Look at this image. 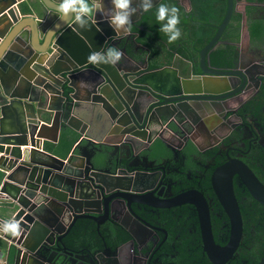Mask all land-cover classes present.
I'll return each instance as SVG.
<instances>
[{
  "label": "water",
  "instance_id": "95a60500",
  "mask_svg": "<svg viewBox=\"0 0 264 264\" xmlns=\"http://www.w3.org/2000/svg\"><path fill=\"white\" fill-rule=\"evenodd\" d=\"M157 2L152 0V7ZM226 2L215 34L199 51L200 73H192L191 65L181 73L174 62L146 69L147 62L136 61L127 52L103 16L94 15L89 26L81 28L74 17L61 19L56 13L59 0H0V193L7 196L1 201L16 209L8 221L0 220V228L15 219L22 229L15 237L0 229L9 240L6 264H132L141 245L134 236L113 248L102 237V247H73L76 243L69 235L77 220L94 221L98 232L105 222L128 230L133 221L143 228L151 224L135 215L133 206L163 208L184 203L197 210L207 256L212 261L232 256L242 235L233 177L240 178L251 197L264 206V184L240 159L228 157L210 176L213 192L230 222L229 240L219 246L211 232L208 203L199 190L162 197L153 188L155 173L149 170L111 169L107 165L112 153L100 149L91 161L76 163L72 159L77 156L72 154L60 159L38 150L39 140L33 137L37 126V137L43 135L46 124L58 131L59 120L70 115L81 117L92 131V122L82 115H92L98 109L103 117L94 134L99 145L116 144L119 153L125 148L129 155L136 156L150 150L155 137L167 146L174 145V140L185 144L169 120L179 115L187 119L186 111L209 112L210 106L242 91L238 88L225 93L230 89L227 76L240 77L243 85L246 82L247 70L242 66L219 69L209 64L235 9L234 0ZM18 5L25 6V14ZM144 13L141 9L136 20ZM75 35L83 39L76 41ZM109 48L123 52L115 66L88 62L90 53H106ZM20 75L23 82H18ZM34 84L40 86L37 100L28 98ZM141 98H145L142 104ZM151 120L161 129L151 130ZM88 133L84 136L93 137ZM118 204L125 208L128 224L115 217ZM260 264H264V254Z\"/></svg>",
  "mask_w": 264,
  "mask_h": 264
},
{
  "label": "flooded vegetation",
  "instance_id": "af4514ba",
  "mask_svg": "<svg viewBox=\"0 0 264 264\" xmlns=\"http://www.w3.org/2000/svg\"><path fill=\"white\" fill-rule=\"evenodd\" d=\"M228 34H230V31L224 29L217 41V46H215L216 51L234 43ZM209 64L219 69H233L237 64L239 68L242 66L247 70V74L244 85L242 79L235 75L227 76V81L225 80L230 86V89L225 93L238 88L242 89V91H239L241 93L238 92L236 95L228 97L224 103L219 101V104H215L214 107L210 106L209 112L204 110L203 113L199 112L198 114L193 111H186L188 114L187 119L183 116L184 118L179 120L180 140H184V143L188 141L189 144L191 142L193 147H199L202 150H199L200 152L197 154L189 153L187 147H185L186 145L174 140L173 147L180 149H173V155L167 158L165 162L151 160L149 163V160H145L141 156V160H134L133 165L138 162L144 165L143 163L148 162L142 168L155 173L153 176L155 186L153 188H156V193L162 197L169 198L189 189L199 190L208 203L214 242L219 246H224L229 240L230 222L213 192L210 176L213 169L224 163L228 157L238 158L247 164V142L250 147L254 144L264 146V114L257 116L246 105L247 101L259 92L264 79V44L261 47L250 46L245 52L242 51L241 53L234 48L232 58L218 61V63H213L211 60ZM180 65L183 67L182 64ZM192 65H194V67L191 66L194 69L192 73H200L197 63ZM239 68L237 69L240 70ZM220 77H224V75ZM263 107L264 105L261 109ZM222 113H224V116H222ZM128 165V169H135L131 167L130 163H127ZM188 165L195 167L194 172L193 169L187 168ZM160 168V173H156V170ZM184 168L188 170L185 172L187 179L182 180L177 172L180 173ZM192 177V181H196V183L186 185L188 178ZM233 190L237 202L240 199L247 198V189L236 175L233 177ZM163 208L170 209L167 212L168 214H172V208H174L173 214L178 217L176 225L178 228L173 235L167 232L162 225L157 224L156 220L153 219V222L149 220V217H153L150 214H157V217H159L162 208H152L144 205L140 207L133 206L135 215L151 224V226L146 225L142 228L140 224H135L133 221L129 223L123 205H116L115 217L124 223H129L127 227L129 232L121 226L127 237L125 241L134 236V240L141 244L138 246L139 252H136L132 264H260L262 256L257 251V249L260 250V244L254 238L258 234L264 237V233L258 223L247 224V231H245L246 226L241 214L242 235L232 256L224 261L221 257H217L215 261H212L203 250L198 214L195 207L189 203H184ZM110 225L109 222H106L102 226L107 231ZM183 226L188 228L189 240L182 238L180 227ZM103 237L116 238L117 233L114 235L106 233L103 234ZM245 237L247 238L245 239ZM108 246L110 247V245ZM253 250L257 252L254 256L251 255ZM123 252H125V249Z\"/></svg>",
  "mask_w": 264,
  "mask_h": 264
},
{
  "label": "trees",
  "instance_id": "16d2710c",
  "mask_svg": "<svg viewBox=\"0 0 264 264\" xmlns=\"http://www.w3.org/2000/svg\"><path fill=\"white\" fill-rule=\"evenodd\" d=\"M247 2L244 6V16L246 19L248 36L253 44L261 42L264 38V14L261 12L263 7L256 4H264V0H234L235 4L239 2ZM226 0H190V10L187 11L183 6L178 4L175 0H159L155 6L149 9L141 19L138 21L139 29L137 30L138 40L146 44L149 49V65L150 67L159 66L162 64L170 63L173 59L174 53H177L182 58H188L193 62H196L199 50L209 42L216 31L217 25L222 20L226 11ZM164 4L169 7L175 6L179 9L180 23L177 27L181 30V37L173 42L168 43V36L161 31V25L166 21H157V11L159 5ZM256 5V6H255ZM242 13L233 10L229 23L225 27V31H230L231 41L237 42L239 39V26L241 24ZM234 45H229L226 48H219L215 55H211L212 62L218 63L221 60H227L232 58L234 53ZM218 56V58H216ZM247 108L257 115L262 116L264 114V79L260 85L259 92L247 101ZM247 165L252 169L258 179L264 184V146L252 145L251 147L247 142ZM189 152V151H188ZM187 168L194 169L192 165H188ZM187 169H183L178 173L179 178L182 180L187 179L185 175ZM192 172V171H191ZM210 172V170H209ZM184 174V175H180ZM208 174V173H207ZM192 178H188L186 185H193L196 181H192ZM200 180V179H199ZM202 180V179H201ZM242 217L244 219L245 226L251 223H258L261 231L264 233V206L255 201L247 191V198L238 200ZM168 208H162L160 210V216L157 214H150L153 217H149V220L153 222L156 220L159 225H162L167 232L172 235L178 228L177 219L173 214L174 208H172V214H168ZM155 216V217H154ZM111 225L105 231L103 226H100V234L97 233L96 224L90 219H78L73 227L74 231L69 235L72 238L76 234L83 230L85 233L90 234L96 241H99V237L103 234L117 233L116 238H106L110 246H116L126 240L125 233L122 227L115 223L109 222ZM72 229V230H73ZM182 232V238L189 240L187 226L180 227ZM245 231H247V226ZM247 237H245L246 239ZM255 241L259 242L260 250L257 249L261 256L264 254V237L258 234ZM185 242V240H184ZM186 244V242H185ZM73 247L78 248L77 244H72ZM257 253L252 251L251 255Z\"/></svg>",
  "mask_w": 264,
  "mask_h": 264
},
{
  "label": "crops",
  "instance_id": "0c3cea01",
  "mask_svg": "<svg viewBox=\"0 0 264 264\" xmlns=\"http://www.w3.org/2000/svg\"><path fill=\"white\" fill-rule=\"evenodd\" d=\"M159 1V0H158ZM178 4L184 7L185 10L189 11L190 10V0H175ZM103 4V9L101 11H97L95 15L97 17L103 16L105 20H108L110 23V14L113 11L114 6L111 3V0H102ZM247 4V2L243 1L239 2L237 5H235V9L239 12L242 13L241 17V24L239 26V39L237 42H234L232 45L236 48V51H239L240 53L243 51L245 52L248 47L250 46H259L261 47L264 44V38L261 42L257 44H253L251 42V39L248 36V31H247V25H246V19L244 16V6ZM140 0H132V7H136L138 10L136 13L132 14L131 19H132V24H131V31L130 33H126L123 30L116 31L117 36L115 38L121 39V45L126 47L127 52L136 60V61H144L147 62V67L146 69H155L159 68L165 65H170L172 62L175 63L180 69L181 73H186L187 67L189 65L193 66L192 64H196L198 66V57H199V52H198V57L196 62L191 61L188 58H182L180 55L177 53H174L173 59L170 63L167 64H162L159 66L155 67H150L149 65V53H148V48L146 47V44L138 40V35H137V30L139 29L138 21L141 19L139 17L136 20V17L138 16V13L140 12ZM260 7H263L264 10V4H256ZM255 5V6H256ZM19 6V5H18ZM1 7V5H0ZM20 11L22 14L26 13L25 6L20 5L19 6ZM261 11L264 13V11ZM19 14V13H18ZM107 22V21H106ZM221 22V21H220ZM108 23V24H109ZM137 23V24H136ZM220 24V23H219ZM110 25V24H109ZM110 29H113L112 26L109 27ZM114 30V29H113ZM215 34V33H214ZM231 34H228L230 36ZM213 37V36H212ZM231 37V36H230ZM76 41H79L83 38L80 36L75 35ZM233 42V41H232ZM206 45V44H205ZM204 45V46H205ZM203 46V47H204ZM200 51V50H199ZM51 61V59H49ZM45 61V58L43 59V62ZM211 61V59H210ZM183 67H181V65ZM185 67V68H184ZM144 69V70H146ZM142 70V71H144ZM33 78V77H31ZM37 78V77H35ZM21 79V80H20ZM19 80L23 82V76L20 75ZM34 90L28 95V98L30 99H35L37 100L39 96H37L36 90H38L37 85H33ZM141 104L144 102V98H141L139 101ZM35 103V102H34ZM98 110V109H96ZM93 111L92 115H82L85 116L87 119H89L92 122V131H90L91 126L84 121L81 117L76 116V115H70L68 118L62 117L59 120V125H58V131L54 130L53 127H51L50 124H46V128L43 130V135L40 137H37L36 134L38 132L39 126L36 127V130L34 131L33 137L35 139H38V144H37V149L41 150L43 153H47L49 155L55 156L60 159H65L70 155H75L77 157H74L72 160L76 163H81V160L83 161H91V157L94 153H96L97 149L102 150L103 152H110L111 154V161L107 165L111 169H115V167L120 168V167H127L129 168V165L127 166V163H130L131 167L135 169H143L142 168L144 165L150 163V161L154 162H165L167 158H170L173 155V149L179 150L180 148L178 147H173L174 145H168L165 144L161 139L155 137L154 140L152 141L151 148L150 150H142L139 153L136 154V156L129 155L126 152V149L124 148L121 150V153H119L115 148L117 147L116 144L112 143H107V144H97L96 136L94 135L98 129L99 122L102 120V112L101 111ZM184 117L182 115H179L175 118H172L169 120L171 123V128L176 131L178 134H180V127L178 126L179 120L183 119ZM150 126L151 130L155 129H161L158 127V125L153 122V120L150 121ZM93 134V137L89 136H84V134ZM164 135L167 136V131L163 132ZM119 137V136H118ZM119 141H122V136L117 138ZM116 139V140H117ZM191 144V142H190ZM189 142L187 141L185 147H187V150L189 153L197 154L200 152L197 148L193 147L192 144L190 145ZM183 145V146H184ZM115 147V148H114ZM180 147V146H179ZM23 148V147H21ZM152 150V151H151ZM98 153V152H97ZM181 153V152H180ZM36 155V154H35ZM141 156L144 157L145 160H149L147 163H143L142 165L140 162L137 164L133 165V161L138 159L141 160ZM36 157H39L38 154ZM133 170V169H129ZM3 181V175L0 170V187ZM7 196L4 194L0 193V220H6L8 221L9 217L15 212L16 209L12 207L11 203H5V201H1L2 199H5ZM94 222V221H93ZM106 223V222H105ZM104 224V223H103ZM102 224V225H103ZM100 225V226H102ZM4 226H1L0 229H3ZM100 228V227H99ZM4 231V230H2ZM74 231V229H73ZM75 237L72 238V240L77 244L78 249H96L99 247L103 246V240L104 239L106 245L108 246L109 243L107 242L106 238L101 235L99 237V241L97 242L96 239H94L90 234L85 233L82 229L78 230ZM97 233L100 234V230ZM120 245V244H118ZM116 245V246H118ZM116 246H110L111 248L116 247ZM8 247H9V240L7 238H4L0 234V264H6V259L8 255L6 253L8 252ZM9 260V256L7 258Z\"/></svg>",
  "mask_w": 264,
  "mask_h": 264
},
{
  "label": "clouds",
  "instance_id": "9594fccd",
  "mask_svg": "<svg viewBox=\"0 0 264 264\" xmlns=\"http://www.w3.org/2000/svg\"><path fill=\"white\" fill-rule=\"evenodd\" d=\"M114 6L110 14V26L114 30H123L130 33L132 14L137 12L136 7H132V0H111ZM140 9L147 12L152 8V0H140ZM103 9L102 0H59L55 9L56 13L61 19L66 17H74L75 22L81 28H87L89 22L97 11ZM157 21L163 23L161 31L167 34L168 43L172 44L181 37V30L177 25L180 23L179 9L175 6L169 7L161 4L158 7ZM123 57V52L117 48H109L106 53L92 52L89 54L88 62L93 65L110 64L115 66ZM3 230L12 236H19L21 234L20 222L13 219L4 224Z\"/></svg>",
  "mask_w": 264,
  "mask_h": 264
}]
</instances>
